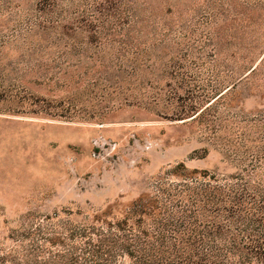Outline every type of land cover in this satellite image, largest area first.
Listing matches in <instances>:
<instances>
[{
  "label": "rangeland",
  "instance_id": "obj_1",
  "mask_svg": "<svg viewBox=\"0 0 264 264\" xmlns=\"http://www.w3.org/2000/svg\"><path fill=\"white\" fill-rule=\"evenodd\" d=\"M36 2H0L4 264L34 220L119 216L180 163L264 182V0Z\"/></svg>",
  "mask_w": 264,
  "mask_h": 264
},
{
  "label": "trees",
  "instance_id": "obj_2",
  "mask_svg": "<svg viewBox=\"0 0 264 264\" xmlns=\"http://www.w3.org/2000/svg\"><path fill=\"white\" fill-rule=\"evenodd\" d=\"M59 7L58 0L35 5L41 12ZM245 61L254 73L258 60ZM65 213L31 222L16 240L29 244L11 263L264 264V182L248 171L223 175L180 163L119 216L110 208L79 219Z\"/></svg>",
  "mask_w": 264,
  "mask_h": 264
}]
</instances>
